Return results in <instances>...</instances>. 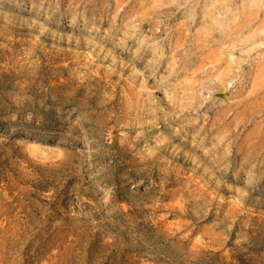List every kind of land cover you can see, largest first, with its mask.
Here are the masks:
<instances>
[{
	"label": "rangeland",
	"instance_id": "obj_1",
	"mask_svg": "<svg viewBox=\"0 0 264 264\" xmlns=\"http://www.w3.org/2000/svg\"><path fill=\"white\" fill-rule=\"evenodd\" d=\"M212 5L0 1V264H264L263 40Z\"/></svg>",
	"mask_w": 264,
	"mask_h": 264
},
{
	"label": "bare ground",
	"instance_id": "obj_2",
	"mask_svg": "<svg viewBox=\"0 0 264 264\" xmlns=\"http://www.w3.org/2000/svg\"><path fill=\"white\" fill-rule=\"evenodd\" d=\"M2 1V0H0ZM255 2H258L259 4H264V0H250L248 2H246V6L248 7V11L245 10V11H241V14H242V21L241 22H238V23H234L235 21V16L236 15H232V17L230 18L229 17V14L235 10L236 8H234V0H223V3L227 5V8H223V12L221 14H224V17H214L212 16V9L215 8V5H212L211 9L209 10V13H208V17L210 18V23L207 22V25H206V29L208 30H217L221 27H224L226 25V22H225V19H231V25H230V29L228 30V34L229 35H233L235 37H240L243 33H244V29L246 27L249 26V24L251 22H256L258 23V27H257V31H252L250 33V35H246L247 37L245 38H241L239 39V42H241L242 44L245 43V42H248V44H244L242 48L239 49V58H240V67H244V63H242V61H244L245 57L246 56H249L251 51L254 50V47H255V43L253 41V37H260V39L263 40V43H262V48L264 49V16L263 17H260L258 18L257 17V14L259 13L257 10H255V12H252L251 8H252V3L255 4ZM255 6H257L255 4ZM191 15V14H190ZM223 30H221L220 34L217 35V39H220L221 38V35L223 36ZM233 38V37H231ZM252 45L250 48H247L246 45ZM145 44L143 43H139L138 46H136V49L134 50V52H140L142 53V51L145 49ZM261 45H259L260 47ZM264 55V54H263ZM235 64V61H230L228 64H227V67L225 68L226 73L230 74L233 69H234V65ZM238 67V66H236ZM258 69V73H257V77L255 79V81L253 83H251V85L248 86V89L246 90V96L244 94H242L240 97H242L241 99H243L244 97V102H242L241 104L243 103H248V101L251 99H253L254 97H256L258 94H261V93H264V56H262L261 58V61L258 65V67H256ZM250 70V69H249ZM221 77V75H220ZM259 79L258 82H256L257 80ZM227 81V82H226ZM223 80L220 78V79H217L216 82H214V86H220L221 88H218V89H221L223 91L227 90L228 88H230L233 84L231 82V80L227 79V80ZM226 82V83H225ZM190 83H185L184 84V87H190ZM263 96V95H262ZM240 100V99H239ZM198 171L195 175V177L189 181V183H201V182H205V179L208 178L211 179V172H212V167L210 165H206V166H203V167H198ZM209 182V181H208Z\"/></svg>",
	"mask_w": 264,
	"mask_h": 264
}]
</instances>
